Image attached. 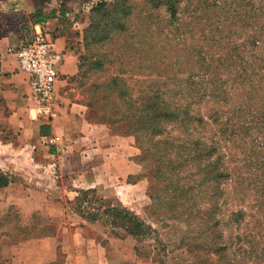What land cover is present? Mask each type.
<instances>
[{
  "label": "rangeland",
  "instance_id": "rangeland-1",
  "mask_svg": "<svg viewBox=\"0 0 264 264\" xmlns=\"http://www.w3.org/2000/svg\"><path fill=\"white\" fill-rule=\"evenodd\" d=\"M35 23L62 43L56 116L36 114L14 67L13 104L0 100L15 118L13 134L0 119L17 168L0 171L6 185L25 186L39 151H88L95 187L62 201V224L77 222L86 247L119 239L121 264H264V0H0L7 54ZM69 114L84 130L74 148L45 128ZM23 131L38 134L29 157ZM107 206L150 230L136 242ZM50 226L35 215L23 236Z\"/></svg>",
  "mask_w": 264,
  "mask_h": 264
},
{
  "label": "crops",
  "instance_id": "crops-1",
  "mask_svg": "<svg viewBox=\"0 0 264 264\" xmlns=\"http://www.w3.org/2000/svg\"><path fill=\"white\" fill-rule=\"evenodd\" d=\"M1 40L0 100L9 106L13 104L14 93L10 87L13 76L8 74L16 67V62L14 58L9 60L8 57L13 55L9 50H7L9 54L6 53L2 47L5 42L2 38ZM56 40L59 44L56 51L60 52L62 43L59 39ZM12 44L17 45L15 41ZM0 119L6 122V132L15 133L14 115L7 117L0 115ZM16 121L17 127L26 126L24 119L16 118ZM78 122V118L69 114L60 116L52 121L51 127L45 128L56 137L58 143H61L62 138H71L67 147L74 148L80 141L85 142L82 135L84 130ZM74 136L78 139H73ZM37 138L38 134L35 136V132L28 136L25 131L16 136L17 141L22 139L24 140L22 144L27 143L26 146H29V150H25L28 157L38 145ZM13 142L12 135L10 141L0 143V171L12 173L17 169ZM67 152L68 150L62 151L58 157L54 156L56 161H53V156L47 150L39 151L41 160L27 163L28 168L33 167L37 170L23 177L25 186L20 183H9L0 188V264H95L93 259L96 253L98 254L96 264L123 263L119 239H107L102 246L98 244L95 250H92L86 245L91 243L93 247L94 244L89 242V238H83L82 228L74 226L77 222L67 226L62 224V201L70 199L72 197L70 195L76 189L87 190L96 185L88 178V175H92L91 171L96 170V164H90L92 162L88 159L90 157L88 151H79L78 154L71 155H67ZM76 155H78L76 164H71L68 158ZM35 215H41L49 220L51 226L48 233L38 237H24V233L30 231L32 217Z\"/></svg>",
  "mask_w": 264,
  "mask_h": 264
},
{
  "label": "built area",
  "instance_id": "built-area-1",
  "mask_svg": "<svg viewBox=\"0 0 264 264\" xmlns=\"http://www.w3.org/2000/svg\"><path fill=\"white\" fill-rule=\"evenodd\" d=\"M13 56L16 69L23 75L27 97L34 105L36 114L52 120L56 116L55 82L62 62L61 53L54 49L52 39L41 25L33 24L24 31V39ZM43 138L48 146H56L54 138ZM56 151L59 149L56 148Z\"/></svg>",
  "mask_w": 264,
  "mask_h": 264
},
{
  "label": "trees",
  "instance_id": "trees-1",
  "mask_svg": "<svg viewBox=\"0 0 264 264\" xmlns=\"http://www.w3.org/2000/svg\"><path fill=\"white\" fill-rule=\"evenodd\" d=\"M172 6L169 5V8ZM171 11V10H169ZM38 24V23H35ZM43 135V134H41ZM6 186V182L4 181V178L0 175V188ZM80 194V193H79ZM83 194V193H82ZM103 214H109L112 215L114 219H117L121 222L122 227H124V231L130 235L133 239H135L136 242L140 241V237L145 233V231L150 230L148 226L143 225V223L135 218V216L132 213H129L126 210L114 208V207H106ZM96 219V215L90 214L89 220L94 221ZM135 255L138 256L137 249H133Z\"/></svg>",
  "mask_w": 264,
  "mask_h": 264
}]
</instances>
